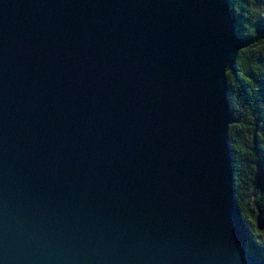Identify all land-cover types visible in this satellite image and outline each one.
<instances>
[{
    "label": "water",
    "instance_id": "1",
    "mask_svg": "<svg viewBox=\"0 0 264 264\" xmlns=\"http://www.w3.org/2000/svg\"><path fill=\"white\" fill-rule=\"evenodd\" d=\"M245 46L229 0H0V264H264L228 137Z\"/></svg>",
    "mask_w": 264,
    "mask_h": 264
},
{
    "label": "trees",
    "instance_id": "2",
    "mask_svg": "<svg viewBox=\"0 0 264 264\" xmlns=\"http://www.w3.org/2000/svg\"><path fill=\"white\" fill-rule=\"evenodd\" d=\"M260 0H229L237 36L246 44L226 73L228 100L235 118L229 126L234 191L249 235L248 250L264 254V231L256 229V216L264 219V11L254 9Z\"/></svg>",
    "mask_w": 264,
    "mask_h": 264
},
{
    "label": "rangeland",
    "instance_id": "3",
    "mask_svg": "<svg viewBox=\"0 0 264 264\" xmlns=\"http://www.w3.org/2000/svg\"><path fill=\"white\" fill-rule=\"evenodd\" d=\"M263 11H264V0H260V1H259V6L256 7V8L254 9V12H255L256 14H258V13L263 12ZM260 176H261L262 178H264V176H263L262 174H260ZM260 239H261V241H264V237H262V238H260ZM263 257H264V254H263Z\"/></svg>",
    "mask_w": 264,
    "mask_h": 264
}]
</instances>
